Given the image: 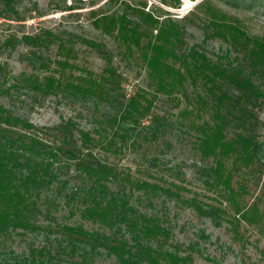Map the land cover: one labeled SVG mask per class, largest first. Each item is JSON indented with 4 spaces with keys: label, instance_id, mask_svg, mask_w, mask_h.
Listing matches in <instances>:
<instances>
[{
    "label": "rangeland",
    "instance_id": "rangeland-1",
    "mask_svg": "<svg viewBox=\"0 0 264 264\" xmlns=\"http://www.w3.org/2000/svg\"><path fill=\"white\" fill-rule=\"evenodd\" d=\"M39 34L41 44L26 38ZM254 39L264 43V0H0V104L77 156L80 130L118 128L111 148L85 149L81 158L118 165L113 186L132 191L139 210L157 216L169 264H264V74L254 77L262 93L255 109L258 161L235 174L231 198L207 183L197 150L200 126L211 121L208 111H197L211 108L214 97L209 63L251 68L259 56ZM151 46L160 65L149 71ZM191 49L208 61L192 67V75L184 67ZM133 98L140 110L130 115L134 121L121 122ZM63 167L77 172L72 160ZM137 180L152 184L151 200L133 190ZM60 220L80 222L63 211ZM21 231L5 239L15 255H30L46 240L44 233ZM93 259L120 264L101 248Z\"/></svg>",
    "mask_w": 264,
    "mask_h": 264
},
{
    "label": "trees",
    "instance_id": "trees-1",
    "mask_svg": "<svg viewBox=\"0 0 264 264\" xmlns=\"http://www.w3.org/2000/svg\"><path fill=\"white\" fill-rule=\"evenodd\" d=\"M26 38L38 44L45 40L40 34ZM253 42L259 56L249 69L232 63H209L210 84L215 87L209 88V94L214 97L207 101L211 108L200 106L197 110L199 114L208 111L211 119L200 126L197 137L203 173L210 187L227 199L233 196L235 174L258 161L259 121L255 109L262 93L254 77L259 74L262 78L264 74V43L257 39ZM151 49L154 55L146 62L149 71L160 65L157 46ZM184 56V67L191 75L192 67L208 64L205 54L196 49ZM260 64L262 68L258 70ZM141 98L147 99L144 94ZM129 105L121 122L134 121L130 115L140 110L138 98ZM162 120L167 118L158 119L153 132L159 130ZM119 129L137 130L135 126L122 125ZM118 132V128L109 130L104 125L95 128L96 135L80 130L82 155L77 156L65 152L35 130L32 123L0 104V264H94L93 252L99 248L115 256L120 264H169L161 250L158 236L162 235V227L157 216L141 212L131 201L132 191L113 186L120 179L118 165L102 164V160L101 164L88 165L81 158L85 149L92 153L94 148H111ZM138 136L140 133H136L134 142ZM70 160L76 166L75 174L64 170L63 164ZM134 182L137 188L133 190H145L148 200L154 197L152 184ZM193 205L202 212L200 204ZM62 211L70 217L78 215L80 222L62 223ZM85 221L98 227L88 228ZM18 229L22 230L19 235L44 233L46 240L40 246L33 245L30 255H15L14 250L7 251L4 246L5 239ZM52 235L59 238L53 240ZM163 235L167 238L168 233Z\"/></svg>",
    "mask_w": 264,
    "mask_h": 264
}]
</instances>
